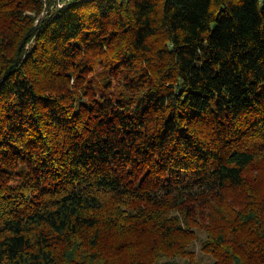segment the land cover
<instances>
[{
  "label": "trees",
  "instance_id": "16d2710c",
  "mask_svg": "<svg viewBox=\"0 0 264 264\" xmlns=\"http://www.w3.org/2000/svg\"><path fill=\"white\" fill-rule=\"evenodd\" d=\"M0 0V264H264V0Z\"/></svg>",
  "mask_w": 264,
  "mask_h": 264
},
{
  "label": "rangeland",
  "instance_id": "374dc122",
  "mask_svg": "<svg viewBox=\"0 0 264 264\" xmlns=\"http://www.w3.org/2000/svg\"><path fill=\"white\" fill-rule=\"evenodd\" d=\"M205 239H206V234L199 231V239L194 246V250L197 253L196 264H212L214 261L210 256L205 255L203 252H201L202 243H204ZM182 262L184 264H190L189 261L182 260Z\"/></svg>",
  "mask_w": 264,
  "mask_h": 264
},
{
  "label": "built area",
  "instance_id": "2783aa9c",
  "mask_svg": "<svg viewBox=\"0 0 264 264\" xmlns=\"http://www.w3.org/2000/svg\"><path fill=\"white\" fill-rule=\"evenodd\" d=\"M67 3V0H59L56 7L57 8H62L64 5Z\"/></svg>",
  "mask_w": 264,
  "mask_h": 264
}]
</instances>
